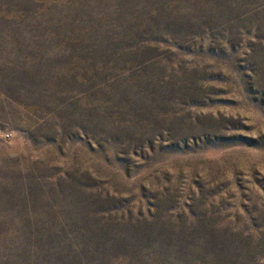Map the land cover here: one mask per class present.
Instances as JSON below:
<instances>
[{"label":"rangeland","instance_id":"rangeland-1","mask_svg":"<svg viewBox=\"0 0 264 264\" xmlns=\"http://www.w3.org/2000/svg\"><path fill=\"white\" fill-rule=\"evenodd\" d=\"M0 264H264V0H0Z\"/></svg>","mask_w":264,"mask_h":264}]
</instances>
